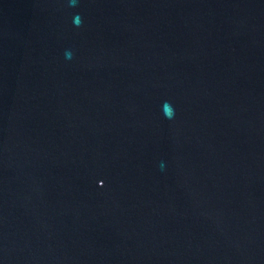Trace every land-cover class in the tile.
Listing matches in <instances>:
<instances>
[{"label":"water","instance_id":"water-1","mask_svg":"<svg viewBox=\"0 0 264 264\" xmlns=\"http://www.w3.org/2000/svg\"><path fill=\"white\" fill-rule=\"evenodd\" d=\"M0 264H264V0H0Z\"/></svg>","mask_w":264,"mask_h":264},{"label":"clouds","instance_id":"clouds-1","mask_svg":"<svg viewBox=\"0 0 264 264\" xmlns=\"http://www.w3.org/2000/svg\"><path fill=\"white\" fill-rule=\"evenodd\" d=\"M73 2H75V0H73Z\"/></svg>","mask_w":264,"mask_h":264},{"label":"snow or ice","instance_id":"snow-or-ice-1","mask_svg":"<svg viewBox=\"0 0 264 264\" xmlns=\"http://www.w3.org/2000/svg\"><path fill=\"white\" fill-rule=\"evenodd\" d=\"M102 183H104V181Z\"/></svg>","mask_w":264,"mask_h":264}]
</instances>
